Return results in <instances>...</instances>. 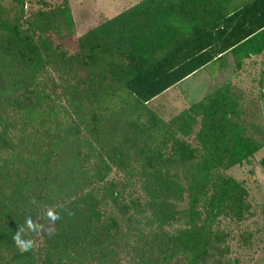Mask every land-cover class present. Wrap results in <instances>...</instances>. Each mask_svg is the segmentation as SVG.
Here are the masks:
<instances>
[{"label": "trees", "instance_id": "obj_1", "mask_svg": "<svg viewBox=\"0 0 264 264\" xmlns=\"http://www.w3.org/2000/svg\"><path fill=\"white\" fill-rule=\"evenodd\" d=\"M235 1L139 0L72 50L68 0L26 26L23 0L0 3V264H238L220 221L250 205L225 171L264 147L263 124L229 82L167 120L148 105L218 57L264 53V0ZM26 215L41 230L21 253Z\"/></svg>", "mask_w": 264, "mask_h": 264}, {"label": "rangeland", "instance_id": "obj_2", "mask_svg": "<svg viewBox=\"0 0 264 264\" xmlns=\"http://www.w3.org/2000/svg\"><path fill=\"white\" fill-rule=\"evenodd\" d=\"M10 0H0L5 5ZM63 0H23L22 20L29 19L30 14L37 10H46L60 4ZM74 18V32L66 35L63 44L70 50L76 48L77 36L86 30L121 11L137 0H68ZM241 0L234 3L238 4ZM23 25L24 22H22ZM56 39V38H55ZM222 62H216L209 66V77L216 78ZM193 80V79H192ZM182 82L169 91L157 96L148 105L161 118L167 120L179 111L187 108L189 104L199 100L208 91L229 82L240 94L244 107L247 109V122L263 124L264 129V54L251 62H244L240 70L232 65L226 70L222 81L207 82L198 74L194 78V84L190 88L189 83ZM262 95V99L260 98ZM261 102V103H260ZM264 156V147L260 149L253 160L234 166L225 171L227 175L242 181L248 191L247 201L250 210L244 219L234 221L222 218L220 225L229 231L226 243L229 255L235 258L238 264H264V167L260 159ZM118 172L113 169L111 177L117 176Z\"/></svg>", "mask_w": 264, "mask_h": 264}, {"label": "clouds", "instance_id": "obj_3", "mask_svg": "<svg viewBox=\"0 0 264 264\" xmlns=\"http://www.w3.org/2000/svg\"><path fill=\"white\" fill-rule=\"evenodd\" d=\"M34 205L37 204L36 200L31 201ZM43 215L48 221V230L51 234L57 221L61 217V213L54 206H48L44 209ZM41 230V224L33 219L31 215H26L23 223H20L18 230L12 235L14 245L21 253L30 252L35 246V241L29 236V233H35Z\"/></svg>", "mask_w": 264, "mask_h": 264}, {"label": "crops", "instance_id": "obj_4", "mask_svg": "<svg viewBox=\"0 0 264 264\" xmlns=\"http://www.w3.org/2000/svg\"><path fill=\"white\" fill-rule=\"evenodd\" d=\"M137 1H139V0H137ZM137 1H136V2H137ZM134 3H135V2H134ZM132 4H133V3H132ZM132 4H130V5H132ZM128 6H129V5H128ZM128 6H127V7H128ZM117 13H118V12H117ZM115 14H116V13H115ZM115 14H113V15H115ZM113 15H111V16H113ZM111 16H110V17H111ZM263 54H264V53H263ZM253 59H254V58H252V59H250V60H246V62H248V61L251 62ZM216 62H222V63H221V67H222L223 69H222V71H221V68L218 69V73H217V77H216V78H210V77H209V66L212 65V64H214V63H216ZM230 65H232V57H231L229 54H226V55H223V56H221V57H218V59L212 61L211 63H209V64L206 65L205 67H203V68L199 69L198 71L192 73L191 75L187 76L185 79H183L182 81H180V82L177 83L176 85L170 87V88L167 89L166 91H169L171 88H173V87H175V86H177V85H180L182 82H188V81H190V80L193 79V80L189 83V88H190V87H191V84H194V78L197 77L198 74H200L201 77H202V79L205 80V81H207V82H210V81H214V82H216V81H222V78L225 77L226 70L229 68ZM192 89H194V88H193V87L190 88L189 93L192 92ZM166 91H164L163 93H165ZM195 92H196V91H195V89H194V93H195ZM163 93H161V94H163ZM161 94H160V95H161ZM158 96H159V95H158ZM155 98H157V96H156ZM155 98H154V99H155ZM154 99H153V100H154ZM153 100H152V101H153ZM152 101H151V102H152Z\"/></svg>", "mask_w": 264, "mask_h": 264}]
</instances>
